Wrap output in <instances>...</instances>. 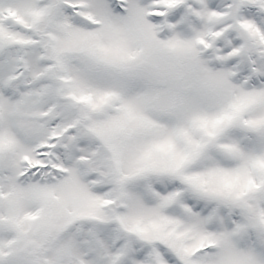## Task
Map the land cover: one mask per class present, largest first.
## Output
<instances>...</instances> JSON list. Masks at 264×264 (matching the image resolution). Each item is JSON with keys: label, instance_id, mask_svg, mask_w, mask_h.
Instances as JSON below:
<instances>
[{"label": "snow or ice", "instance_id": "obj_1", "mask_svg": "<svg viewBox=\"0 0 264 264\" xmlns=\"http://www.w3.org/2000/svg\"><path fill=\"white\" fill-rule=\"evenodd\" d=\"M0 264H264V0H0Z\"/></svg>", "mask_w": 264, "mask_h": 264}]
</instances>
